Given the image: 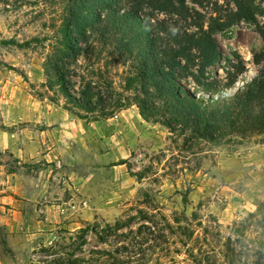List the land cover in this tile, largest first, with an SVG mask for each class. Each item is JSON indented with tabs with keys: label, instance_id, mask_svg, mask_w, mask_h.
I'll return each mask as SVG.
<instances>
[{
	"label": "rangeland",
	"instance_id": "obj_1",
	"mask_svg": "<svg viewBox=\"0 0 264 264\" xmlns=\"http://www.w3.org/2000/svg\"><path fill=\"white\" fill-rule=\"evenodd\" d=\"M186 5L206 29L234 12L229 0H205L201 6L187 0ZM256 6L264 30V0ZM69 9L70 0H0V166L9 169L17 163L11 148L3 151L8 143L15 153H28L26 163L38 150L59 161L86 160L106 169L96 193L102 205L92 208L90 222L81 224L97 235L91 231L79 248L73 229H57L53 246L32 253L35 264H65L71 257L85 264H109L111 259L125 264H264V207L257 213L264 204V134L196 141L190 133L181 136L146 123L135 106L106 121L82 120L85 113L72 109L50 75L54 66L66 63L59 49ZM151 13L155 22L191 29L185 11L183 16L173 10ZM213 37L219 63L202 72L193 53L189 71L194 76L180 82L203 101L215 97L194 89V77L204 76L201 81L215 84L220 95H231L258 75L253 56L264 51L253 25L237 23ZM115 45L93 44L78 63L64 67L71 95L90 84L95 94L116 101L144 99L143 87L129 88L133 73ZM235 79L233 91L224 93ZM111 190L117 192L110 199ZM117 223L120 230L109 232ZM168 224L184 232L175 230L172 236ZM141 227L152 228V238L147 230L136 237ZM16 257L23 260L19 252Z\"/></svg>",
	"mask_w": 264,
	"mask_h": 264
},
{
	"label": "trees",
	"instance_id": "obj_2",
	"mask_svg": "<svg viewBox=\"0 0 264 264\" xmlns=\"http://www.w3.org/2000/svg\"><path fill=\"white\" fill-rule=\"evenodd\" d=\"M186 1L70 0V15L65 22L59 49L61 59L66 62L64 67L78 63L93 44L115 43V48L121 52L119 59L129 64L133 73L129 88L143 87L144 95V99L135 97L128 104L95 94L90 84L80 93L71 95L65 68L54 66L51 79L61 88L72 109L85 113L82 120L106 121L135 106L146 123L160 124L181 136L190 133L196 141L216 142L227 135L264 134V51L253 56L254 64L259 68L258 75L231 95H220L222 91L215 84L201 81L204 76L194 77L197 86L194 89L215 97L209 101L197 99V93H189L180 84L181 77L194 76L189 71L193 53L201 62L202 72L219 63L220 52L213 37L216 31L222 32L237 23L253 25L264 44V30L258 25L257 0H229L234 12L225 21H216L208 29L199 15L193 18L189 15ZM190 1L201 6L205 0ZM153 9L158 12L173 10L180 16L185 11L191 29H182L180 24L155 22L151 13ZM236 81L225 87L224 93L233 91ZM263 207L261 204L258 214H262ZM118 224L113 229L109 227V232L119 231ZM174 228L167 225L172 236H176L175 230L181 234L184 232L181 226ZM143 230H147L151 238L154 235L152 228L141 227L135 236H140ZM91 231L97 235L88 227L75 232L80 241L79 248L86 245V237ZM2 232L0 229V237ZM70 259L65 264H85L79 259ZM111 260L109 264H125L117 259Z\"/></svg>",
	"mask_w": 264,
	"mask_h": 264
},
{
	"label": "crops",
	"instance_id": "obj_3",
	"mask_svg": "<svg viewBox=\"0 0 264 264\" xmlns=\"http://www.w3.org/2000/svg\"><path fill=\"white\" fill-rule=\"evenodd\" d=\"M5 145L3 151L11 148L17 163L9 169L0 166V229L7 235L0 238L1 264H35L32 253L53 246L55 230L77 232L82 223L90 222L92 208L96 211L102 205L96 193L102 186L100 173L106 169L86 160L59 161L53 153L45 156L38 150L26 163L27 152L15 153L14 147ZM116 192H107V197ZM18 252L23 260L17 259Z\"/></svg>",
	"mask_w": 264,
	"mask_h": 264
}]
</instances>
